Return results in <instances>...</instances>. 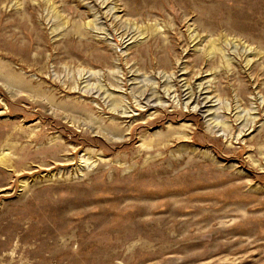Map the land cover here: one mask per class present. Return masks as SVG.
I'll return each mask as SVG.
<instances>
[{"label": "rangeland", "instance_id": "rangeland-1", "mask_svg": "<svg viewBox=\"0 0 264 264\" xmlns=\"http://www.w3.org/2000/svg\"><path fill=\"white\" fill-rule=\"evenodd\" d=\"M0 157V264H264V0H0Z\"/></svg>", "mask_w": 264, "mask_h": 264}, {"label": "bare ground", "instance_id": "bare-ground-1", "mask_svg": "<svg viewBox=\"0 0 264 264\" xmlns=\"http://www.w3.org/2000/svg\"><path fill=\"white\" fill-rule=\"evenodd\" d=\"M9 79H12L11 77H8ZM0 162L5 164L4 158L0 157Z\"/></svg>", "mask_w": 264, "mask_h": 264}]
</instances>
